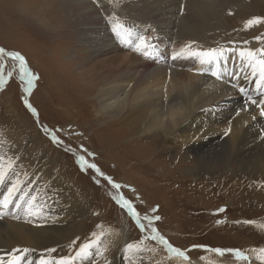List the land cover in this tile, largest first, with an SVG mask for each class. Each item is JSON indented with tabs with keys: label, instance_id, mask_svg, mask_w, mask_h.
<instances>
[{
	"label": "rangeland",
	"instance_id": "obj_1",
	"mask_svg": "<svg viewBox=\"0 0 264 264\" xmlns=\"http://www.w3.org/2000/svg\"><path fill=\"white\" fill-rule=\"evenodd\" d=\"M77 1H89L91 7L99 9L98 17L103 16L99 6L104 2L109 5L106 0H99V6L94 0ZM133 1L135 2V0ZM133 1L119 0L117 7L109 6L112 14L115 13L126 25L133 26L132 36L125 37L130 41L126 44H122L120 37L112 31L110 37L114 46L129 54L134 53L137 56L145 57L142 54L143 49L138 52L136 45L139 43L138 36H148L145 31L148 29L153 37L149 43L154 45L162 56L160 55L157 59L147 58V60H151L150 63L158 61L157 63L160 64L173 62L170 59L172 51H178L185 46V42L176 37V26L171 30L170 26L164 24L156 27V24L149 21H143V23L138 21L129 11L130 3H134ZM167 1L170 0H151L154 12L160 17L166 12L169 16L172 13L176 21L186 14L190 1L199 3L201 0H176L178 7L175 5V1ZM20 2L25 4L27 11L34 9V13H38L37 11L40 10L46 11L47 8L46 0H0V47L7 51L21 53L32 72L39 79L36 80L31 95H26L22 90L23 85L18 78V72L12 69L13 62L10 59H5V73L13 70L14 74L5 85L4 90L0 91V133L3 134L0 139L7 141L3 145H8L10 148L17 143H27V149L30 147L29 143L39 148L36 151L38 155L45 154L47 162H53L63 176L70 180L86 211L77 216L74 215L73 219L68 222L69 224L67 220L63 223L58 220L55 223V226L65 225V223L71 225V229H75V234L69 239L52 233L47 234V240L56 242L53 248L57 251L52 255H68L70 242L76 240V247H78L90 239L93 232L101 230L98 226H102L105 235L102 238L101 247L106 251L103 257L96 259L95 264H105V261L108 264H131L129 260L131 253L125 252V245L128 243L138 244L141 241H143L142 247L145 251L137 254L135 264H172L167 250L156 241L150 238L145 239L150 236V232L142 233L132 217L111 198V194L115 190L107 181L97 177L91 169L81 170L73 155V152H76L85 155L86 159L95 163L106 176L121 184L120 194L130 200L141 215L160 216L161 219L154 222L155 227L174 247L186 251L191 264H259L256 260V253L250 249L264 247V232L258 230L254 225L244 224L243 221L264 222V196L262 195L264 194V182L260 181V179L264 180V170H260L263 172L258 175L253 171L239 169L236 163H232L230 169L229 165L217 162V169L213 171L214 173L212 172L213 174H210L199 170L200 163L197 161L199 156L191 153L187 146H183L181 149L180 160H185L183 162L175 160L176 163H174L172 161L174 158L172 145H162L155 140H152L150 144L149 139L148 142H140L137 145L128 143L132 137L126 138V131H122L118 121L113 123L104 117L101 107L94 100L100 78H91L90 74L86 72V74H82L84 76L77 74L82 71V68L78 69L80 67L75 59L79 58L86 50L84 48L78 50L75 47V51H73L69 46L65 56L68 55L69 59L73 58L74 63L70 66L65 65V57H55L50 50L54 48L51 44L57 40L50 39L49 35L43 39L35 31L28 29L27 23L20 19L21 16L25 20L28 18L21 12L19 18L14 16L16 13L14 11L19 7ZM164 3L167 5H163ZM159 7L164 9L161 10ZM55 10L60 11L58 6L55 7ZM234 10L235 8L225 14L227 21L223 23L217 34L213 33L206 37L213 44L212 47L207 45V48L244 46L243 41L247 40L250 42L247 47L255 49L254 45H257V42L254 37L264 34V24L245 31L244 23L255 16L264 17V4L257 3L254 7L246 6V17L235 16ZM60 14L62 15V13ZM106 24L109 25L106 26L111 31L113 25L109 20H106ZM167 28L169 30H166ZM64 29L69 34L76 36L75 27L68 26ZM167 32L171 34L167 35ZM75 38H77L75 45L83 44L78 40L79 36ZM63 40L64 38L60 39L54 46L61 44ZM195 43H191L192 48L194 45V49L202 48L203 45ZM206 47L204 49H207ZM180 63H185V60L184 62L180 60ZM174 69H176L175 66L172 67V70ZM89 85H93L91 87L94 88L91 93L86 92L90 89ZM65 88H71L74 91L62 93ZM245 88L252 90L250 95H254L255 99L261 98L259 95H255L254 87H249L248 84ZM59 92L60 94H58ZM25 98L37 110L38 120L25 107L23 102ZM75 98L78 100L75 105H72V99ZM243 99L245 97L237 98L241 103H243ZM42 126L50 130H59L56 131V135L62 143L54 144L51 138L44 133ZM154 141L158 145L152 146L151 149L150 146ZM19 145L24 147L23 144ZM82 149L86 151H82ZM17 152L18 155L22 154V150L17 149ZM88 153H93L94 156H89ZM218 153L220 155V152H217L209 156L212 160L217 161L220 159ZM184 156H188L189 161H186ZM187 166L197 169L192 177V179L200 178L196 185L184 180L185 173L180 172L181 168ZM228 175L233 178L228 183H224V179H227ZM236 175L240 176L239 179H234ZM97 179L100 181L99 184L96 183ZM192 188L193 190H191ZM194 193L197 195L195 194V196ZM153 209L156 211L153 212ZM220 209H224V211L221 212ZM49 212L48 214H50ZM217 221L221 223L218 224ZM195 245L239 249L245 252L249 260L238 261L231 254L216 257L215 254L201 248H194ZM45 251L46 249H43L40 252L44 254ZM84 264H93V262L85 261Z\"/></svg>",
	"mask_w": 264,
	"mask_h": 264
},
{
	"label": "bare ground",
	"instance_id": "obj_2",
	"mask_svg": "<svg viewBox=\"0 0 264 264\" xmlns=\"http://www.w3.org/2000/svg\"><path fill=\"white\" fill-rule=\"evenodd\" d=\"M173 1L178 7L176 0L167 2ZM257 3L263 5L264 0H201L199 3L190 1L186 14L176 21L172 13L170 16L168 12L161 17L158 16L154 12L151 0H135L134 3H130L132 7H129V11L142 23L149 21L156 24V27L164 24L170 26L171 30L176 26V37L184 41V45L196 42L197 45H203L202 49H204L207 45L213 46L206 37L213 33L217 34L221 30L223 23L227 21L225 14L228 11L235 8V16L246 17V6L254 7ZM24 5L20 2L19 7L14 11L16 12L14 16L18 17L21 12L28 18L27 20L22 16L20 18L27 23L28 29L35 31L43 39L49 35L50 39L57 40L51 44L54 48L50 50L55 57H65V65L70 66L74 63L73 58L69 59L68 55L65 56L69 46L73 51L75 47L78 50L83 48L86 50L75 59L80 67L78 69L82 68V71L77 74L84 76L82 74L87 73L91 78H100L94 100L101 107L104 117L113 123L118 121L122 131H126V138L132 137L128 143L137 145L140 142H148L149 139L150 144L152 140H155L162 145H172L173 162L181 159V149L187 146L195 156L198 154L199 170L210 174L217 169V162L229 165L230 169L232 163H236L241 170L262 174L263 171L260 170H264V117L260 116L259 109L255 106H250L247 111L236 115L246 105L245 99L242 100L244 104L237 100L242 95L237 88L232 87L230 77L219 81L210 74L200 75L198 73L203 66L194 60H185V63H180V60L167 62V64L157 63L158 61L150 63L151 60H147L146 57L129 54L116 48L110 37L112 30L109 31L107 27L109 25L106 24V20L112 15L110 5L106 2L99 6L103 12L102 17H98L99 9L91 7L89 1L46 0L48 13L44 10L34 13V9V12L27 11ZM57 6L60 11L55 10ZM163 7L159 8L162 10ZM169 7L172 6L169 5ZM68 26L76 28L75 34L80 37L78 40L83 44L75 45L77 44L76 36L64 29ZM145 31L149 42L153 38L152 33H149L148 29ZM169 34L171 33L167 32V35ZM62 38H64L63 42L54 46ZM259 46V43L254 45L255 48ZM174 66L176 69L172 70ZM229 70H232L231 63ZM239 84L242 87L248 84L249 87H255L254 82L243 78L240 79ZM91 86L93 85L88 86L90 89L86 91L87 93L94 90ZM73 91L71 88H65L62 93ZM251 93L252 90L249 89V94ZM77 100V98L72 99V105H75ZM253 116L256 118L253 119ZM227 129L230 131L225 135ZM150 136L152 137L149 138ZM11 140L13 142V139ZM155 141L150 146L151 149L152 146L158 145ZM19 144H23L24 147L22 148ZM19 144L12 145L11 148L8 145H0V153H7L8 156L16 158L17 171L22 174L28 173L26 179L30 181V187L41 188L42 199L46 203L42 216L32 218V222H25L23 217L19 220L14 219L12 215L0 219V255H5L15 248H30L32 251L28 259L38 264V258L42 255L40 251L56 245V242L47 240L46 235L52 233L59 237L71 238L75 234V229H71L68 222L74 215L82 214L85 210L70 180L63 176L60 169L53 162H47L45 154L39 156L36 152L39 148L31 143L28 144L30 145L28 149L27 143ZM17 149L22 150V154L18 155ZM217 152H220V155L218 153L220 159L212 160L209 155ZM185 158L189 161L188 156ZM188 166L181 168L180 172L185 173L184 180L196 185L200 178L192 179V177L197 169L188 168ZM239 177L236 175L234 179ZM231 178L233 177L229 176L224 179V183H228ZM260 181L264 182L263 179ZM58 220L62 223L67 220L68 224L55 226ZM171 259L172 264H185L180 258Z\"/></svg>",
	"mask_w": 264,
	"mask_h": 264
},
{
	"label": "snow or ice",
	"instance_id": "obj_3",
	"mask_svg": "<svg viewBox=\"0 0 264 264\" xmlns=\"http://www.w3.org/2000/svg\"><path fill=\"white\" fill-rule=\"evenodd\" d=\"M99 6V0H94ZM111 7H117L119 0H108ZM183 10V6H182ZM109 22L113 25L112 31L121 39L122 44L129 43L125 37L130 38L133 33V26H128L121 21V19L113 13L108 17ZM264 24V17L255 16L245 21L244 30H250L256 26ZM139 43L136 45V50L139 52L143 49L142 54L146 58H159L160 53L154 45H151L147 38L144 36H138ZM254 40L260 44L259 47L253 49L247 47L249 41H243L244 46L225 47L218 46L208 49H193L191 43L181 47L178 51H172L170 59L172 61L177 60H194L202 65V69L198 74H210L215 77L216 80L224 81L225 77H230L232 87L237 88L242 96L245 97V107H242L236 115H240V112L248 110V107L255 106L259 109V114L264 117V34L254 37ZM234 43V42H233ZM149 49H152L150 52ZM10 59L12 63V69L18 72V78L23 85V92L26 95H31L35 86L36 80L39 77L32 72L25 57L16 51H7L0 47V91L4 90L5 85L13 77V70H9L5 73V59ZM232 65V70H229V65ZM243 78L246 81L254 82V93L259 95L261 99H255L254 95L249 94V90L240 86L239 81ZM25 107L37 117L38 112L29 101L25 98L23 100ZM253 119L256 117L253 116ZM42 130L48 135L54 144L62 143L57 135L56 131L50 130L47 127L42 126ZM230 129L225 130V135L228 134ZM3 134L0 133V136ZM5 141L0 139V145H3ZM72 151L71 149H66ZM82 151H86L83 150ZM76 157V161L82 171L91 169L94 171L97 177H100L107 181L112 189L115 190L111 194V198L115 203L123 209L132 219L135 221L137 227L141 232L148 231L150 236L145 239H151L162 245L164 249L171 254L170 258H180L185 264H190V257L186 254V251L180 248L174 247L169 241L159 232L155 227L154 222L161 219L158 215H141L133 205V203L120 194L121 184L116 183L111 177L106 176L100 168L86 159L85 155L73 152ZM89 156H94L93 153H88ZM22 176L24 178H22ZM28 173L23 174L16 169V158L8 156L7 153H0V219H3L7 215H12L14 219L24 218L25 222H32V218H39L42 216L43 208L45 207V201L42 199L43 190L39 187L33 189L30 187V181L26 179ZM99 179L96 183L99 184ZM153 212L156 209L152 210ZM219 211H224L220 209ZM146 222V223H145ZM217 223H221L217 221ZM244 224L254 225L258 230L264 232V222L257 223L256 221H243ZM99 232H93L91 238L76 247L77 241L73 240L68 245L69 254L66 256H53L57 250L55 248L46 249L45 253L38 258V264H84L85 261H95L98 257H103L106 249L102 248L103 236L105 231L102 226ZM79 239V238H77ZM143 241L138 244L128 243L125 245V252L131 253L129 260L131 264H135V258L137 254L145 251L142 247ZM194 248H201L202 250L215 254L216 257H224L226 254H231L236 260L247 261L249 257L244 251L239 249H222V248H209L207 246L195 245ZM74 250V254H73ZM32 250L28 248H15L5 255H0V264H34L33 261L28 259ZM253 253H256V260L259 264H264V247L250 249ZM203 259V257H201ZM105 264H108L105 261Z\"/></svg>",
	"mask_w": 264,
	"mask_h": 264
}]
</instances>
